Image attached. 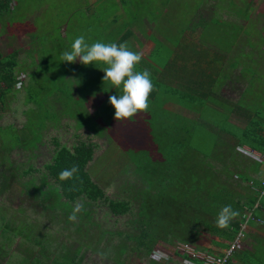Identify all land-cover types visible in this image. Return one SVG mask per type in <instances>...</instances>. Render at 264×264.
<instances>
[{"label": "rangeland", "instance_id": "1", "mask_svg": "<svg viewBox=\"0 0 264 264\" xmlns=\"http://www.w3.org/2000/svg\"><path fill=\"white\" fill-rule=\"evenodd\" d=\"M161 1L162 0H155V2H153V7L148 12H153L154 16H156V14L158 15L155 17L157 19H155L154 22L158 23L159 26L156 29L154 28L156 24H154L147 32H150V37L155 36L162 40L169 38L170 34L171 36H179L177 35V32H180L181 27H183V24L187 21L184 17L186 15L190 16L194 14V7L197 6V3H200L202 6L199 10L195 11L196 14L200 11L202 18L206 20H208L212 16L214 10H216V3L204 4L205 0H189L186 1L188 6L180 10L181 19H179L176 17L179 12L177 14V10H175L173 6H167L170 11L165 9L162 10ZM218 1L224 5L227 4L230 8H234L237 0ZM240 2L242 1L240 0ZM13 3L14 0H9V4ZM252 5L254 7L253 9L256 11L264 10V1L259 4L254 2ZM242 6L244 7L243 4ZM218 7L219 5H217V8ZM173 12H175L174 16L176 18L171 22L173 23L172 29L167 23L170 24L169 17L171 18ZM237 12H239V9H237ZM241 12L244 15V11L242 10ZM2 15L3 14L0 15V27L4 33L8 32L11 36L10 33L13 29L23 27L26 28L30 34L28 33L27 36L14 34V37L11 36L12 39L8 40H5L0 36L1 53H8L13 49L19 48V54L21 55L24 46H30L29 44L31 43V38V40H34L33 42L38 47L39 52L36 51L38 55L37 58L42 61L44 65V70L42 69L38 71L35 67L29 68V65L25 64V62L29 61L26 57V60L21 59L20 63L18 62L15 71H22L25 73L24 75L26 78H33V80L38 78L40 83L43 81L51 88V92H53V94H55L54 89L58 88V85L66 91L69 88L67 92L70 91L71 95L73 92V99L76 100V102H73L74 105L70 104V106H81L83 108V106L85 107L89 105L87 111L88 113L94 115L88 114L87 111L80 108L77 109L68 107L69 113L71 112L73 114V121L61 119L54 127L48 125L47 128L42 131L41 141L38 143L37 149L33 151V155L28 151L12 149L11 152L8 153L10 160L20 165H23V163L26 165L28 164L32 169V172L27 176H24L22 181L28 179L31 175L35 177L38 176L39 172L42 171L43 164L48 162L51 157L54 149L53 142L55 140L60 145H65L69 149H71L74 144L83 141L86 143H92L96 146L93 159L87 165V172L90 174L93 181L97 183L102 190H104L106 196L109 198L113 200H129L131 202L130 213L123 216H114L109 214L105 205L100 203L92 208L91 215L86 216L83 219L84 224L79 226L80 232L75 233L74 228L71 225L67 229L63 227L60 228L62 224H55L51 222L49 217L46 218L42 214L32 213L29 209H27L28 203L22 200L21 191L19 190L22 189V187L16 185L18 189L13 188L12 183H10L8 185L9 188L4 191L2 188L4 186L5 179H3L0 181V206H5L7 208L4 209L5 215L12 216L15 214L14 219L26 218L31 220L34 217H37L39 222L42 221L47 226L46 228H41L40 231H47L49 235L51 234V236L55 237V239L57 238V242L65 243L71 248L78 246L81 239L84 243L90 244L88 249L84 248L83 250L84 258L82 264H110V258L115 260H118L119 258L121 259L120 254L125 257V264H147V258H144L141 255H136L132 250V248H135L134 240L138 237V235L130 229L131 221H128V219H133L135 221L133 223L135 227L145 225L148 228L146 230L150 233L151 238L154 236L159 238L166 236L169 239L180 237V232L183 230L184 233L190 235V225L188 219L190 216L189 213L187 214L184 212L186 220L183 218V213L180 214L183 220L187 222L184 224V229H182L180 225H172V221H174L172 216L175 215L176 211L179 212L176 206L174 210L170 207H156L152 213L151 223L148 221L150 219H147L144 216V205L150 206L152 204H159V201L161 200L170 199L172 196L179 195L180 190L172 185L169 175H167L166 183L164 185H157V178H160L159 174L165 172L166 170L160 171V169H157L153 178L148 179V182L140 183L141 180L148 178L145 175V173L149 172L148 166H152V168H154V166L164 167L168 165H164L161 161L158 163L157 161H152L148 164L144 159L146 155L150 156L151 160H158L159 158L162 160L168 158L170 156L169 147L173 145L171 139L172 137L175 138L176 135H173V132H171L172 137L165 139V133L162 132V134L157 129L158 127L156 128V126H151L150 123L148 125L146 120L143 122L146 118L145 113L140 112L141 114L138 115V109H135L139 100L143 99H141V96L137 95L135 87L132 85V87H130L127 78H120V75L123 74L122 72L125 69L128 70V68L123 66V64L119 65L117 69L112 67L115 64L111 60L110 53L112 51L111 48L114 45L110 47L107 42L112 41L118 29L123 27L120 22H111L109 25L107 23L110 18L119 16V10L115 1L15 0L13 8L6 13L5 17ZM162 16H167L168 19L163 18ZM118 19L120 18L118 17ZM196 19L197 18H194L192 20L196 21ZM148 21L151 22L150 20ZM254 23L255 22H250L249 24L247 23V29L255 34ZM60 28L62 29V34L59 32ZM229 28L234 30L237 29L236 25H232ZM220 29L222 31L224 26L222 25ZM99 31H103V33H100ZM90 32H94L93 41L91 38L92 33ZM209 34L211 35V33ZM64 36L66 41L72 44L74 47L73 49H77L78 56H81V59L78 60L79 68L77 69L69 65V62H72V60L68 62V52L65 49H58V44L62 43ZM149 36L147 37L149 38ZM214 36H217V34H214ZM256 37L258 36L256 35ZM262 37L264 38V32H262ZM139 38L144 39L143 36H139ZM227 40L233 44L235 38L232 36L229 40V37H227ZM260 41L262 42V40ZM102 43H105L110 48L106 53L98 50ZM234 43L237 44V46L241 45L237 42ZM235 52H237L238 56L233 57L234 63H237L241 57V66H239V69L244 71L250 70L252 71L250 72L251 75H260L263 77L252 78L250 76V78H242V80H245L246 83L249 82V86L246 89V92L243 93V99H240V105H245L243 112L251 115L259 109V104L256 103L258 107H255L248 97L250 95L254 97L260 96V98L264 97V65L260 61H257L254 64L253 60L251 62V58L246 59L247 52L241 49V47L240 49L235 50ZM261 52L260 56H262V61H264V49H262ZM161 53L163 52L161 51ZM140 58L144 61L147 60V52H143L140 55ZM160 59L163 61L161 56ZM227 61L228 65L232 63L230 59ZM75 71L83 73L85 76L88 74L89 76L84 79L75 77L72 78V80L69 79L66 83L62 82L61 78H64L63 74L67 72L73 73ZM106 75H111V77L107 78ZM19 77L21 78V75H19ZM172 79L174 81L172 84L176 85L181 78ZM110 81L112 83L111 85ZM40 83L36 84L35 88H39ZM19 86V84H16L15 88H19ZM28 91L26 89H21L20 92H14V94H16L15 96H7L5 98L0 109V126L10 124L17 129L22 127V125L26 122L27 115L22 114L23 110L26 111L27 108L31 107L35 110L36 108L33 102L23 105V103H25L24 97ZM60 91L61 92L58 95L59 98H66L65 95L67 93H64L62 90ZM226 92L228 97L236 99L235 94L238 93L236 86L228 88L225 90L224 94ZM99 101H102V104L98 105ZM142 103H144V101ZM216 103H219L218 100L215 101V106H217ZM93 104H96L97 107L95 111L93 107H91ZM221 107H223V110L220 111L214 109L212 105H208L204 111L205 118L201 117L199 110H193L192 117H189L188 124L191 125L192 135L191 139L188 138L184 142L189 155H187L184 160L182 157L174 163L176 172L182 171V169H178L179 167H186L185 173L188 185L190 184V179L193 175H195L196 171L200 174H198L197 177L201 178L203 176L202 170H206L205 165L200 161L201 159H206L203 158V153L208 152L209 147L206 145L211 144L210 139L207 138V133L212 125L215 130H219L223 142L226 141L224 140L226 137L224 138V134L221 130H224V132H231V130L235 127L234 124L232 125L230 124V121V123L227 121L229 116L228 114H230L232 110H229L225 106ZM262 107H264V104ZM95 112L97 113L96 115ZM173 114H175V112L170 109V116L172 117ZM195 116L203 122L197 123ZM122 117H126L127 121H123L121 119ZM147 121H149L148 116ZM163 146L165 147L164 150ZM191 148H197L195 149L197 152L192 151ZM115 150L117 153L113 154ZM200 150L203 153L198 155ZM116 155L121 156L122 160L118 161L119 159L117 158L116 161H114ZM130 155H133L132 159ZM132 160H138V171L134 174L130 171L133 167H129L130 164H127L129 161L132 162ZM23 167L24 165L21 166V169ZM123 168L125 173L122 172ZM0 171H3L2 166H0ZM189 172L192 174H189ZM230 180L233 179L230 178ZM137 191H139V195H137ZM229 192L231 194L230 198L235 201L231 188L229 189ZM18 208L22 210L21 213H15ZM137 209L140 211L138 213L139 218L134 219L136 218L135 213ZM227 213L228 211L226 210L224 214L226 215ZM232 214L235 213H228V215ZM74 221H76V219H74ZM220 222H223L222 218ZM127 223H129V225ZM53 230L56 232L55 235ZM115 232L116 235L114 234ZM110 233L111 235L114 234L113 237H110ZM128 233H135V235L131 236ZM88 235L93 236L91 239L88 237V239ZM126 240L130 241L127 242ZM98 241H101L103 244L101 245L100 243L97 246V250L93 251V247H96L94 242ZM17 242L18 239L13 242L10 247L11 250H16ZM156 246L163 245L157 244ZM170 248H172V246H170ZM2 259L4 258H0V260ZM149 259L152 260L150 256ZM3 261L4 260H2L0 264H3Z\"/></svg>", "mask_w": 264, "mask_h": 264}, {"label": "trees", "instance_id": "2", "mask_svg": "<svg viewBox=\"0 0 264 264\" xmlns=\"http://www.w3.org/2000/svg\"><path fill=\"white\" fill-rule=\"evenodd\" d=\"M154 1L155 0H143L142 3H134L135 10L141 9L142 11H147L148 6L152 5ZM121 2L122 5L126 7L125 11L127 15L126 19L122 23L120 22L123 27L118 29L117 34L122 32L124 26H127L128 22H132V17L129 15V4L126 2L125 4L124 1ZM161 4L162 10H170L167 8V6L171 5L175 8V10H177V13L179 12V14H181V9L188 6V4L183 2V0H162ZM198 5L199 3H197V6ZM217 5H219V8L223 7V3L218 2ZM8 6L9 0H0V10H5V8ZM194 8L196 9V7ZM148 12L149 11H147L146 14ZM118 17L119 16L113 17L108 25L111 24V22H119ZM215 20L216 19L210 20V26H205V29L203 28L201 30L202 34H199L198 38H204V34L207 33V38L212 41H215L214 39H220L213 38L214 36L209 34L216 29L221 31L220 27L215 25ZM250 22H255L254 28L255 32L257 33L258 20L255 19V21H248V24ZM223 26L224 29H222L221 32L226 37L229 32H234V29L230 31L228 28L232 26L231 24L225 22L223 23ZM247 26H245V29L243 30L239 27V30H242L243 34L246 36V42L250 41L252 34H254V32L252 33L249 31V29H247ZM91 33L92 36H94V32ZM123 38L125 41L126 36H123ZM259 40H261V38ZM65 43L68 44L69 48H74L68 41H65ZM122 44H116L115 47L117 51L111 52L110 57L115 64L112 67L117 69L119 65H121L120 63L123 62V64H125L126 59L129 58V63L127 61L129 65L127 64L126 66L128 70L125 69V71L122 72L123 74L120 75V78H127L130 87H135L137 90V95L141 96V99H143L139 100V103L135 108L138 109V115L144 112L146 118L143 120V122L146 120L148 125L150 123L151 126H156V128L158 127L157 129L161 133H165V139L172 137L171 132H173V135H176L175 138L172 137L171 139L173 145L169 147L170 156L168 158L162 160H160V158L158 160H151L150 156L146 155L144 159L148 164H150L152 161H157V163L161 161L164 165H168L164 167L154 166V168H152V166H148L149 172L145 173L148 178L143 179L145 181L141 180L140 183L148 182V179L153 178L157 169H160V171L166 170L165 172L159 174L160 178H157V185H164L166 183L167 175H169L172 185L180 190L179 195L172 196L170 199L161 200L159 201V204H152L150 206L144 205V216L147 219H150L148 221L151 223L152 213L156 207H170L174 210L176 206L179 212L176 211L175 215L172 216L174 219V221H172V225H180L181 228L184 229V224L187 223L183 220V218H185L184 212L190 214L188 217L190 235L184 233L183 230L180 232V237H174L171 239L166 236L161 238L154 236L151 238L150 233L146 230L148 228L145 225L135 227L133 224L135 221L133 219V221L128 219V221H131L130 229H132L134 232H136V235H138V237L134 240L135 248H132V250L136 255H141L144 258H147V264H159V262L149 259L152 250L157 244H162L164 248H170V246L173 247L177 243H182L194 245L193 247L196 246L195 248H197V246L201 247L203 242L213 243L215 238H221L227 242L226 246L228 247L232 242L235 241L240 230L239 225L243 223L240 221L242 213L237 211L238 206L241 209L242 205L238 201H233L230 198L231 194L229 189L231 186L235 185V181L230 180V178L233 179V176L236 175L240 180H246L244 178L245 174L242 175V173L238 172V170L242 172L243 167L238 164L236 165L235 163L233 164V161L230 160V154L232 152L228 151H232V147L234 145H245L251 150H254L264 156V136L256 134L248 129V126L251 128H259L260 130L262 128L264 129V107H262L264 104V97L260 98V96L254 97L252 95L248 97L255 107H258L256 103L259 104V109H257L251 115L243 112L245 105H240V99H238L236 102V109H234L233 112L236 110V112L239 113L238 116L240 122L243 123L237 127L235 126L234 129L231 130L232 133L221 130L224 134V138L226 137L225 139L223 138L226 140L225 142L222 141L219 130H215L214 126L212 125L209 132L207 133V138H209L211 141V144L206 145L209 147L208 152L203 153L200 150L198 153V155L203 153V158H206L205 160L201 159L200 161L205 165L206 170H202L203 176L201 178L197 177L199 172L196 171L195 175H193V177L190 179V184L188 185L185 173L186 167H179L178 169H182V171L176 172L174 163L176 160H180L182 157L184 160L187 155H189L184 142L188 138L191 139V129L190 131H187V127L191 128V125H188L189 120L187 116L185 117L175 110H173L175 114H173L171 117V108H167L166 105L171 104L174 107L178 106L182 108L186 106L187 108H192V111H200L206 102H214L213 100H216L215 98H209V79L205 80V78H211L209 75H207L211 70L208 71L207 69L213 68L210 67L212 62H203L206 65L201 66L202 64L199 62L200 59L198 60V58H196L194 63H196V65L199 67H196L194 64L189 66L187 64V53L186 51L182 52V58H184L183 61L184 64H186L183 67L181 65V67L175 68L174 78H179L182 74V78H186V85L188 87L190 85L188 78H196L194 79V82L190 80L192 83L191 85H193L190 86L192 92L190 89H188L191 92L190 93L187 91L186 85L181 84L180 82H178L176 85L172 84L174 81L170 77L169 68H167L165 64V60L167 58L157 47H155L156 50H151L147 56L150 62H145L144 60L140 59L133 60V54H135V52L133 51L132 46H129L128 48V45ZM107 47L108 46H106L105 43H102L99 48L103 50L102 52L106 53L108 50ZM258 53L260 57L259 59L262 60V56H260L262 52ZM16 55L17 52H13L4 56L0 54V109L7 96H11L12 94V96L16 95L14 92H20L21 89H26L27 91L29 90L28 93H26V98L24 99L25 104L33 102L36 108L35 110L28 108L26 111L22 112L23 115H27L26 122L20 129H17L10 124H7L6 126H0V166L3 167V171H0V181L5 179L2 190H7L10 183H12L13 188L18 189L16 185L21 186L22 189H19L21 191L19 192L22 195V200L28 203L27 209H29L32 213L42 214L46 218L49 217L50 221L55 224H62L60 228L63 227L67 229L71 225L74 228L75 233L80 232L79 226L84 224L83 219L86 216L91 215L92 208L99 205L100 203L105 205L108 213L111 215H128L131 211V202L129 200H113L106 196L104 190H102L97 185V183L93 181L90 174L87 172V165L92 161L96 147L92 143L80 141L74 144L71 149H69L65 145H60L55 140L53 142L54 149L52 151L51 157L48 162L43 164L42 171L39 172L38 176L35 177L31 175L28 179L22 181L24 176H27L32 172L31 166L23 163L24 167L21 169V166L23 165L11 161L8 153H10L12 149H20L28 151L33 155V151L37 149V145L41 141V133L45 128H47L48 125L54 127L61 119L73 121V114L71 112L69 113L68 107L75 108L76 106H70V104L74 105L73 102H76V100H74V97H72L73 92L71 95L70 92L60 88V86H58L59 89L62 91L65 90L63 92L67 94L65 95L66 98H59L57 92L53 94V92H51V88L48 87L43 81L40 83L38 78L32 80L27 84V86H25V75L20 73L22 71H15V68L18 65ZM160 56L162 57L163 61L160 59ZM32 67H35L38 71L42 69L44 70L42 61H40V64H36ZM68 73L69 72L63 74L64 77L67 76ZM245 74L246 73H242L238 78H250ZM19 75L24 77V79H21ZM87 76L89 75L87 74ZM87 76H85L83 73H75L73 78H86ZM251 77L263 78L260 75H251ZM203 80L207 81L204 85L201 83ZM243 82V84H240V93H242V97L244 95L243 93L246 92V89L249 86V82L246 83L245 80H243ZM18 83H20L19 88H15V85ZM38 83H40V87L35 88V85ZM111 84L112 83L110 82V85ZM194 84H200V86L203 87V92L200 93L198 91V87H194ZM182 85L184 89L182 88ZM54 90L56 91L58 88H55ZM143 101L144 103H142ZM188 103L191 104V107L187 106ZM91 107H93L94 111L97 109L96 104H93ZM96 114L97 113L95 112V115ZM147 116L149 121H147ZM201 117L205 118L204 113L201 114ZM229 118L230 116H228L227 119L228 123H230ZM121 119L123 121H127L126 117H122ZM164 149L165 147L163 146V150ZM195 149L197 148H191L192 151L197 152ZM115 153H117L116 150ZM130 157L132 159L133 155H130ZM137 162L138 160H132V162L129 161L128 163L130 166H133V168L130 170L132 174L138 171ZM124 168L122 169L123 173H125ZM233 171H236V173L233 174ZM189 174L192 173L189 172ZM137 195H139V191H137ZM251 202L253 203V201ZM5 208V206H0V258H4L2 259L4 260L3 264H82L84 258L83 250L84 248L88 249L90 244L84 243V241L81 239V242H79L78 246L71 248L65 243L57 242V238L55 239V237L51 236V234L49 235L47 231H40L41 228H46L47 226L44 222H39L37 217H34L31 220L26 218L14 219L15 214L12 216L5 215ZM16 210L17 211L15 213H21L22 211L20 208ZM226 210L228 213L233 212L235 214L228 215L227 213L225 215L224 212ZM139 212V209H137L135 213L136 218L134 219L139 218ZM181 213H183V218L180 216ZM221 218L223 219V222H220ZM74 219H76V221H74ZM127 224L129 225V223ZM245 231L243 232V241L245 240L246 236ZM55 234L56 232L54 235ZM114 234H116V232ZM130 235L134 236L135 233ZM92 236L93 235H88L87 238L89 237L91 239ZM110 237H113L111 233ZM17 239L18 242L16 243V250H11L10 247ZM126 241L128 242L130 240ZM100 243L101 241L94 242L96 247L92 246V250L96 251L97 246ZM102 244L103 243H101V245ZM240 250L241 248L237 249L229 261H231ZM204 252L214 255L205 250ZM120 255L121 259L119 258L118 260L110 258V264H125V257L122 254ZM177 257L181 258L182 262L184 260L186 261L187 259L185 255H178ZM2 260H0V262ZM173 260L174 259L170 260L169 264H171ZM256 262L258 263V261ZM160 264L165 263L161 262ZM253 264L256 263L254 262Z\"/></svg>", "mask_w": 264, "mask_h": 264}, {"label": "crops", "instance_id": "3", "mask_svg": "<svg viewBox=\"0 0 264 264\" xmlns=\"http://www.w3.org/2000/svg\"><path fill=\"white\" fill-rule=\"evenodd\" d=\"M113 1H115V3L117 4V8L119 10V18L121 15V18L118 20L121 23L126 19V15H127V13L125 12L126 7H124V5H122L121 1H124V3L126 2L129 4L128 5L129 15L132 17V22H128L127 26H124V29L122 30V32L120 34L116 33L114 36V39L112 41L107 42L110 47L112 45H114L111 48L112 51H117L116 47H115L116 44L121 45L123 43V41H124L123 36H126V40L124 41L123 44L128 45V48H129V46L130 47L132 46V49L135 52V54H133L134 55L133 60H135V59L142 60L140 58V55L143 52H147V56H148L150 51L156 50L155 47H157L160 51H162L164 53L163 55H165V57L167 58L165 60V64H166L167 68H169L171 78L175 77V68L176 67H181V65L183 67L186 64V63L184 64V61H183L184 58H182V52H184V51H186V53H187V64L189 66H192L193 64L196 65V63H194L196 58H198V60L200 59L199 62L202 64L201 66L206 65L203 62H212L210 67H213V68L209 67L210 69H207L208 71L211 70L210 73L207 74L211 78H205V80L209 79V81H208V85L210 86V90H209L210 97L209 98L213 97L216 100H218L219 103H216L217 106H215L214 103L216 100H213L214 103L210 102L211 104L209 102H206L200 110V115L202 113H204V111L206 110V106H208V105H212V107H214V109H217L220 111L223 110V107H221V106H225L229 110H232V112L230 114H228L230 116V118H229L230 119L229 121L231 122L230 124H232V125L234 124V126H236V127L239 125H242L243 122H240V119L238 116L239 113L233 112V110L236 109V102L238 101V99H242V95H241L242 93H240V91H241L240 90V84H243L244 82H243L242 78H238V77L242 73H246L245 75L247 77L248 76L250 77L251 76L250 72H252V71H250V70L244 71L242 69H239L240 68L239 66H241V57L240 58L238 57L239 60L237 61V63H234L233 57L238 56V54H237V52H235V50H238L241 47V49H243L247 52L246 53L247 54L246 59L251 58V62L253 60L254 64L257 61H260L264 65V61H262L263 58H262V60L259 59L260 57L258 58V56H259L258 52H261V50L264 49V38L262 37V32H264V29H261V28H264V10H257L256 11L255 9H253L254 7L252 5L254 2L259 4L260 2H263L264 0H241L242 2H240V0L239 1L237 0L236 5H234V8H230L227 4H226L227 6L223 4L222 8H219V7L217 8V3L219 2L218 0H205L204 4L216 3V5H215L216 10H214L212 16L208 20H206V19L202 18L200 11L197 12V14H196L195 11L199 10L202 6L199 3V5L196 6L194 14H192L190 16L186 15L184 17V18H186L185 20H187V21H186V23L183 24V27H181V30L179 32L180 34L177 32V35H179V36H177V37L175 35L171 36V34H170L169 38H167L166 40L159 39L155 36L150 37L149 36L150 32H147L149 29H151V27L154 24H156V26H154V28H156V29L159 26L158 23L154 22L155 19H157V18H155L158 16L157 14H156V16H154L153 12L146 14V12L149 11L153 7V4L148 6L147 11H142L141 9H140L141 10L140 11V10H135L134 3L135 4L136 3H142L143 0H113ZM171 1H175V0H171ZM186 1H189V0H183V2H186ZM13 4L15 5V0H14ZM13 4H9V6L7 8H5V10H0V15L3 14L2 16L5 17L6 13L9 12L13 8ZM242 4L244 5V7L242 6ZM241 8L244 11V15L241 12L242 11ZM237 9H239L240 14H239V12H237ZM165 10H167V9H165ZM167 11H170V10H167ZM172 14L173 15L171 16V18L169 17L170 24L169 23H167V24L169 26H171V28L173 29V23H171V22L176 17L181 19V14L177 13L178 15H176V17L174 16L175 12H173ZM114 17H116V16H114ZM162 17L168 19L167 16H162ZM194 18H197L196 21L192 20ZM111 19L112 18H110L107 23H109L111 21ZM147 19L150 20L151 22H149ZM211 19H216L215 25L220 27V28L222 27L223 23H225V22H227L231 25H236L237 29L234 30L233 35L231 32H229V34H227V37H229V40H230V38H232V36H233V38H235L234 42H237L238 44H241V45L237 46V44H235L234 42H233V44L231 42H229L227 40V37L218 29L212 31L211 35L214 36V34H217V36H214V38H220L219 40L218 39H214L215 41L210 40L209 38H207V33L204 34L205 38H201V37L198 38V35L202 34L201 30L203 28L205 29V26H207V27L210 26V20ZM255 19L258 20V23H257L258 30H257V33L255 32V34H252L250 41H248L249 42V45H248V42H246V36L243 34L242 30L245 29V26H247L248 21H255ZM0 26H1V24H0ZM239 27L242 29L241 31L238 30ZM61 28H62V26H61ZM61 28L59 30L60 33L62 31ZM228 28H225V29H228ZM1 29L2 28L0 27V36L3 37L5 40L12 39L11 36L14 37V34H16V35L22 34V36H27L29 33V31L26 28L18 27L17 29H13V31H11V33H10L11 36H10L8 34V32L4 33ZM229 29H230V31L232 30V28H229ZM99 32L103 33V31H99ZM256 35L258 36L257 38H256ZM139 36H141V37L143 36L144 39L143 38L140 39ZM147 36H149V38ZM91 38H93V36H91ZM260 38H261L262 42L260 40H258ZM33 41L34 40H31V38H30V42H31L29 44L30 46H28V47L24 46V48L22 49L21 55L19 54V50H20L19 48L13 49L10 52L4 53V54L1 53V51H0V54L2 56H4V55H7V54H10L13 52H15V53L17 52V55H16L17 62L20 63L21 59L26 60V57H27L29 61L25 62V64L29 65V68H31L32 66H35L36 64L37 65L40 64V60L37 58L38 55L36 52V51H38V47L36 46V44ZM65 41H66V38L64 36L62 43L58 44V45H60L58 49H62V50L65 49L68 52V62L72 60V62H69V65L71 67H75L77 69V68H79L78 60L81 59V56H78L77 49L69 48L68 44H66ZM257 41H259V42H257ZM156 45H158V46H156ZM36 47H37V49H36ZM107 48H108L107 51H109L110 48L109 47H107ZM98 50L103 51L100 48ZM72 52H74V53H72ZM110 55H111V53H110ZM194 55L197 57H195ZM256 56H257V58H256ZM229 59L232 61V63H230V65H228V61H227ZM127 61L129 63V58L126 59L125 64H123V62L120 64L121 65L123 64V66H127L126 65V64H128ZM146 61H149L148 57H147V60H145V62ZM221 64H222V66H221ZM246 64H247V62H246ZM251 65H252V63H251ZM196 67H199V66L196 65ZM221 67H222V69H221ZM248 67H249V65H248ZM75 73L79 74V72H77V71H75L73 73L69 72L67 74V76H65L64 78H61L62 82L66 83L67 81H69V79L72 80L73 75ZM23 74H25V73H23ZM106 76H107V78L111 77V75H106ZM182 77H183V75L181 74L179 77V78H181L179 80V82L181 84L186 85V78H182ZM194 79H196V78L188 79V81L190 83L189 87L186 85L188 92L191 91L190 86H193V85H191L192 84L191 81L194 82ZM32 80H33V78H26L25 86H27V84L30 83ZM205 80L201 81V83L203 85L206 84V82H207ZM141 81H144V80H141ZM232 86H236V88H237L238 93L235 94L236 99H232V98L228 97L227 92L224 94L225 90H227L228 88H231ZM194 87H198V91L200 93L203 92V90H202L203 87H201L200 84H194ZM182 88H183V85H182ZM68 89H67V91H68ZM188 89H190V91ZM55 92H57L58 95L60 94L59 87H58V90H56V91L54 90V93ZM12 95L10 97H13ZM25 97H24V99H25ZM72 97H74V96H72ZM98 104H102V101H99ZM23 105H26V104L23 103ZM88 106H85V107L83 106V108L81 106H76V107H77V109L80 108V109H83L84 111H87V108H89ZM166 106H167V108L172 107L173 108V109L171 108L172 110H176L178 113L182 114L185 117L187 116L188 120H189V117H192V108H187L186 106L183 108L178 107V106L174 107L171 104H167ZM187 106L191 107V104L188 103ZM198 109H200V108H198ZM87 113H88V111H87ZM88 114H91V113H88ZM91 115H93V114H91ZM195 117H196L197 123L203 122L202 120L197 118V116H195ZM190 129L191 128L187 127V131H190ZM248 129L251 130L252 132L256 133V134L264 136V129L263 128L260 130L259 128H251L250 126H248ZM226 151H224V152H226ZM228 152H232L230 154V156H231L230 160L233 161V164L235 163L236 165L238 164L241 167H243L242 172L239 170H238V172L242 173V175L245 174L244 178L246 179V180H240L238 178V176H236V175L233 176V180L235 181L234 182L235 185L231 186V189L233 191L235 201H238L242 205L241 209L238 205H237L238 208H237V206H236V208H237V211H240V213H242V215L240 217V221H242L245 224L246 236H245V240L243 241V244H242L243 246L241 247V250L228 263L229 264H253L255 262L256 264H264V195H260V189H261L260 188V181H264V156L261 155L260 153L256 152V151H254V150H251L249 147H247L245 145H243V146L234 145L232 147V151H228ZM247 152H249L251 154H249ZM114 153H115V151L113 152V154ZM117 158L119 159L118 161L122 160L121 156L116 155L114 161H116ZM129 167H133V166H129ZM234 173H236V171H233V174ZM251 201H253V203ZM248 213L251 214L252 219L251 218L246 219V214H248ZM226 245H227V242L224 241L223 239L215 238L213 243L203 242L201 247L197 246V249L202 250L203 248H205L202 251L205 250V251L210 252L214 255L220 256L223 254L224 250L227 248ZM253 260H254V262H253ZM256 261H258V263ZM171 264H184V263L182 262L181 258L177 257L173 260V262Z\"/></svg>", "mask_w": 264, "mask_h": 264}, {"label": "built area", "instance_id": "4", "mask_svg": "<svg viewBox=\"0 0 264 264\" xmlns=\"http://www.w3.org/2000/svg\"><path fill=\"white\" fill-rule=\"evenodd\" d=\"M22 79L24 77L21 76ZM20 84V83H18ZM249 153V152H247ZM251 154V153H249ZM262 160V159H261ZM260 195H264V181H260ZM252 219L250 213L246 214V219ZM245 231V224L240 225V230L234 242H232L220 256L210 255L202 250H199L192 245L177 243L172 248H164L163 246H155L150 257L156 262H164L169 264V261L177 258L178 255H185L187 257L184 264H227L233 253L241 248L243 244V237Z\"/></svg>", "mask_w": 264, "mask_h": 264}]
</instances>
